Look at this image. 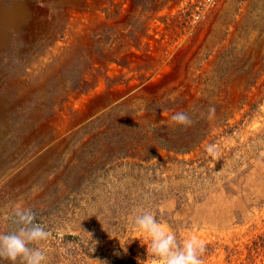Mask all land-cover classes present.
<instances>
[{
    "label": "rangeland",
    "instance_id": "374dc122",
    "mask_svg": "<svg viewBox=\"0 0 264 264\" xmlns=\"http://www.w3.org/2000/svg\"><path fill=\"white\" fill-rule=\"evenodd\" d=\"M199 1L186 33L169 28L185 4L148 20L131 13L146 29L137 51L130 38L109 45L100 28L127 34L129 0H115L114 20L107 0H0V232L28 208L50 232L37 245L46 264H151L134 224L149 210L181 244L202 246L204 264H264V44L251 46L264 40V0L248 23L257 30L230 45L222 26L244 0H228L212 28L203 16L218 0ZM112 47L130 67L103 73L125 83L85 92L98 48ZM183 95L208 128L191 149L178 148L174 114L137 112Z\"/></svg>",
    "mask_w": 264,
    "mask_h": 264
},
{
    "label": "trees",
    "instance_id": "16d2710c",
    "mask_svg": "<svg viewBox=\"0 0 264 264\" xmlns=\"http://www.w3.org/2000/svg\"><path fill=\"white\" fill-rule=\"evenodd\" d=\"M129 1H130L129 3L130 7L128 8V24H126L128 26L127 34L119 33V30L117 29L116 25H105V24L100 25V28H107L108 30L107 32L109 36L114 35L112 39L107 38L108 39L107 42H109V45L111 46L113 45V43H117L121 39L125 41L130 38L131 40H133L135 44L134 48H136L137 51L141 50L139 43H138L139 41L141 42L139 35L142 34L141 36H144L145 34L144 32L146 29L144 30V28L142 27L143 26L142 24L141 26H139L140 23L138 24L133 23V22L132 24L129 23L131 20V17H129V15L135 11H138L141 15L145 14V17L148 20L151 17H154L155 15H157L164 8L173 10V8H180L182 4H185L184 8L180 9L178 11V14L174 16V19L171 20L172 24L169 27L172 31L180 28L182 30L181 33H186V31L190 28L191 22L194 20L196 16L199 17L201 13V6L199 5V2H200L199 0H196V2L194 3H192L193 0H129ZM227 1L228 0L216 1V3H214L213 8L208 11L209 13L203 16V19H206L205 22L211 19L210 28H212L213 26L215 27L217 23V17L214 19L213 18L214 16H218L219 13L222 15H225L221 11H223V6L226 4ZM107 2H108L107 9L106 10L102 9L101 12L105 14L107 20H114L118 18L120 16V13L118 12L121 9L122 5L120 3L119 4L115 3V0H107ZM239 7L240 8H237L236 12H234L233 18H231V20L224 23L222 26L224 28V39L223 40H227V43L229 45L236 42V40H239V35L241 33H245L247 31L253 32L257 30V27H255L254 25L252 26V24H248L250 23L249 21L251 20L252 16H254L255 14L256 0H244L241 3V5H239ZM247 24H248V27H247ZM197 26L196 28L199 27ZM263 44H264V40L261 39V35H259L258 38L252 41L251 46L252 47L259 46L260 48L263 46ZM113 49L114 48L112 47L111 50H108L106 53H104L101 49L98 48L97 63L99 64V67L96 69L98 76L92 79V80L95 79V82L91 85L89 84L87 80L83 81L82 84H83V87H85L86 89L85 92H89V91L96 89V87L98 86L101 80L106 83L107 91L112 89V87H114L115 85L121 84L122 82L125 83L121 78L110 79L108 76L105 75L106 74L105 72H107L106 65L115 64L117 67H122V68L130 67L128 63H125L126 59L119 58L118 57L119 55H116L118 54L117 52L119 48H116L114 50ZM146 50H147L146 53L148 55L149 51H148L147 46H146ZM123 57H126V56H123ZM217 58H218V60H216L217 62L222 61L219 57ZM234 60L238 61V58L234 57ZM147 69H148V64L143 63V65L138 67V69H136L135 72L137 73V72H140L142 70H147ZM103 71L105 72L103 73ZM148 80L149 79H147L146 81ZM98 97H100V95ZM196 104L197 103L192 105L191 103H189L186 99H184V95H183V96H178L172 102H167L162 109L161 108L157 109V107L151 104H147L145 107L139 109V111L137 112L145 113L146 117L147 115L158 117L159 115H161V113L175 114L178 111H184V112H187L189 116H191L194 114V110L197 109L195 106ZM189 105H192V106H189ZM131 118L133 119L134 122H137L142 118V116L134 115V117H131ZM192 121L193 123L191 126L186 127V128L182 126V131L177 136V139H178L177 142H179V144L181 143L178 146L179 149L181 146L184 147L186 144H189V143H191V145L186 146L184 148L191 149V148L197 147V145L200 144L201 141H203L206 134L208 133V128L200 127L201 124L198 122L199 121L198 119L192 118ZM177 129H179V127ZM186 139L188 140V142L185 145H182V142ZM163 142L167 143L169 141L165 138ZM253 245L257 248V244H253Z\"/></svg>",
    "mask_w": 264,
    "mask_h": 264
},
{
    "label": "clouds",
    "instance_id": "9594fccd",
    "mask_svg": "<svg viewBox=\"0 0 264 264\" xmlns=\"http://www.w3.org/2000/svg\"><path fill=\"white\" fill-rule=\"evenodd\" d=\"M214 115L215 108L209 107L207 118L212 119ZM171 120L185 128L193 123L184 111L176 112ZM207 151L210 155L218 156L212 145L208 146ZM12 219L17 225L16 231L0 232V261H7L8 264H46V254L37 245L46 241L50 232L36 222L35 213L31 209L17 208ZM134 224L136 231L146 238V242L140 243L146 246L147 258H152L151 264H204L201 259L204 248L193 239H187L181 244L176 233L159 222L152 211L145 210L137 215ZM123 250L127 251L125 247ZM137 264H145V261L138 259Z\"/></svg>",
    "mask_w": 264,
    "mask_h": 264
}]
</instances>
